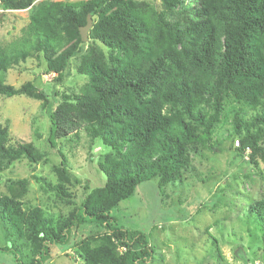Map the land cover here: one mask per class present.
<instances>
[{
    "label": "trees",
    "instance_id": "16d2710c",
    "mask_svg": "<svg viewBox=\"0 0 264 264\" xmlns=\"http://www.w3.org/2000/svg\"><path fill=\"white\" fill-rule=\"evenodd\" d=\"M36 1L0 0L4 11L31 9L20 36L0 46V72L32 58L58 85L79 57L76 72L86 82L78 93L54 91L52 101L33 82L15 88L0 81V96L41 101L50 137L82 130L110 153L99 164L104 185L64 219L44 217L21 201L27 179L10 181L8 196L0 195V222L5 237L25 240L28 250L26 259L18 246L0 251L16 264H44L70 231L92 225L73 244L83 264H153L146 236L118 226L109 212L141 183L157 179L160 190L180 184L192 155L219 148L222 141L212 137L227 102L260 109L248 118L237 109L227 137L237 138V156L249 152L251 165L264 163V0H160L159 10L137 0ZM88 16L85 48L79 28ZM59 155L53 168L58 183L43 185L70 200L66 160ZM20 159L38 165L47 156L30 143L12 141L0 125V172ZM247 215L264 232V196L248 206Z\"/></svg>",
    "mask_w": 264,
    "mask_h": 264
},
{
    "label": "rangeland",
    "instance_id": "374dc122",
    "mask_svg": "<svg viewBox=\"0 0 264 264\" xmlns=\"http://www.w3.org/2000/svg\"><path fill=\"white\" fill-rule=\"evenodd\" d=\"M46 1L75 4L87 0ZM137 1L160 9V0ZM30 12L31 9L4 11L0 6V46L20 36ZM88 42L84 43L85 48ZM79 62V57L71 60L69 73L58 85L53 82L54 75H45L32 58L6 73L0 72V81L15 88L33 82L53 101L54 91H80L86 79L76 72ZM237 109L247 118L260 113V109L251 111L248 106L227 102L212 137L213 141H222L219 148L192 155L190 170L183 173L180 184L160 190L157 179L141 183L132 197L109 212L118 226L146 236L155 251L153 264H264V232L247 215L248 206L264 196V163L251 165L249 152L237 156V138L227 137ZM0 125L8 129L12 141L30 143L47 156L38 165L20 159L1 171L0 195L8 196L6 187L10 181L27 179V193L21 201L39 208L44 217L59 220L68 217L85 195L104 185L99 164L110 151L99 141L90 140L82 130L69 138L50 137L41 101L0 96ZM60 153L69 173V183L64 186L71 194L70 200L57 198L43 185L58 183L53 168L60 162ZM3 228L0 222V248L18 246L26 259L27 242L15 236L5 237ZM93 230L92 225H84L70 231L65 244L52 246V255L44 264H83L73 244ZM0 264L16 263L10 253L0 251Z\"/></svg>",
    "mask_w": 264,
    "mask_h": 264
},
{
    "label": "water",
    "instance_id": "95a60500",
    "mask_svg": "<svg viewBox=\"0 0 264 264\" xmlns=\"http://www.w3.org/2000/svg\"><path fill=\"white\" fill-rule=\"evenodd\" d=\"M91 27H92V22L90 20V17L88 16L86 24L79 28V35H80L81 41L83 43L87 42V40H88V32L91 29Z\"/></svg>",
    "mask_w": 264,
    "mask_h": 264
}]
</instances>
